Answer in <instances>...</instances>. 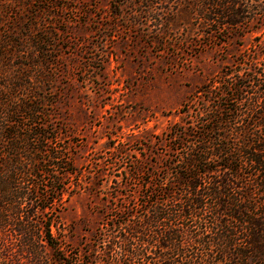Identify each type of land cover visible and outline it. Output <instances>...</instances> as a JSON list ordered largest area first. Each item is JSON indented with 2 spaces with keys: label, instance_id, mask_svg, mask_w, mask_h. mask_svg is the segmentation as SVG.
<instances>
[{
  "label": "trees",
  "instance_id": "trees-1",
  "mask_svg": "<svg viewBox=\"0 0 264 264\" xmlns=\"http://www.w3.org/2000/svg\"><path fill=\"white\" fill-rule=\"evenodd\" d=\"M124 5L155 16L159 43L183 11L203 46L255 43L183 101L164 152L109 185L110 214L73 248L53 228L79 184L54 85L74 54L57 22L74 8L0 0V264H264V0Z\"/></svg>",
  "mask_w": 264,
  "mask_h": 264
},
{
  "label": "rangeland",
  "instance_id": "rangeland-1",
  "mask_svg": "<svg viewBox=\"0 0 264 264\" xmlns=\"http://www.w3.org/2000/svg\"><path fill=\"white\" fill-rule=\"evenodd\" d=\"M61 3L74 8L62 13L67 23L57 22L65 28V51L74 54H64L67 70L54 81L56 109L70 135L79 184L64 196L53 229L75 248L110 214L109 185L123 179L132 161L158 160L164 152L158 139L182 119L183 101L221 70L235 67L242 53L252 50L257 33L224 46H203L183 11L175 24L182 26H170L159 43L153 39L159 32L153 14L145 19L128 5L116 10V0ZM101 171L106 174L98 176Z\"/></svg>",
  "mask_w": 264,
  "mask_h": 264
}]
</instances>
